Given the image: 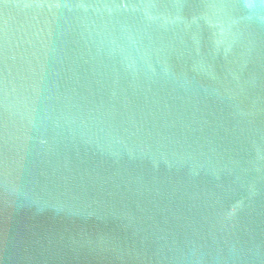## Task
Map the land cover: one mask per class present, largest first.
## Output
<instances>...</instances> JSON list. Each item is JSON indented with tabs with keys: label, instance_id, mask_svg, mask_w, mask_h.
<instances>
[{
	"label": "water",
	"instance_id": "obj_1",
	"mask_svg": "<svg viewBox=\"0 0 264 264\" xmlns=\"http://www.w3.org/2000/svg\"><path fill=\"white\" fill-rule=\"evenodd\" d=\"M0 264H264V0H0Z\"/></svg>",
	"mask_w": 264,
	"mask_h": 264
}]
</instances>
